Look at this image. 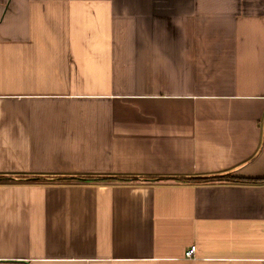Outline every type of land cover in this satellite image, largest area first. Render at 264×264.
Segmentation results:
<instances>
[{
	"label": "crops",
	"instance_id": "obj_1",
	"mask_svg": "<svg viewBox=\"0 0 264 264\" xmlns=\"http://www.w3.org/2000/svg\"><path fill=\"white\" fill-rule=\"evenodd\" d=\"M225 174L264 178V0H0V264H264Z\"/></svg>",
	"mask_w": 264,
	"mask_h": 264
},
{
	"label": "trees",
	"instance_id": "obj_2",
	"mask_svg": "<svg viewBox=\"0 0 264 264\" xmlns=\"http://www.w3.org/2000/svg\"><path fill=\"white\" fill-rule=\"evenodd\" d=\"M30 176V175H29ZM31 180L32 183H39L42 180H45L44 175H31L30 177H27ZM62 178H73V179H79V180H92V176H85V179L79 178V177H61ZM190 181L193 182H210V181H227V182H264V178L261 177H242V176H236L233 174H225V175H216V176H207V177H188Z\"/></svg>",
	"mask_w": 264,
	"mask_h": 264
},
{
	"label": "built area",
	"instance_id": "obj_3",
	"mask_svg": "<svg viewBox=\"0 0 264 264\" xmlns=\"http://www.w3.org/2000/svg\"><path fill=\"white\" fill-rule=\"evenodd\" d=\"M196 245H192L186 252H185V255L187 257H193L195 255V252H196Z\"/></svg>",
	"mask_w": 264,
	"mask_h": 264
},
{
	"label": "water",
	"instance_id": "obj_4",
	"mask_svg": "<svg viewBox=\"0 0 264 264\" xmlns=\"http://www.w3.org/2000/svg\"><path fill=\"white\" fill-rule=\"evenodd\" d=\"M5 178V177H4ZM3 179V177H0V180H2Z\"/></svg>",
	"mask_w": 264,
	"mask_h": 264
}]
</instances>
